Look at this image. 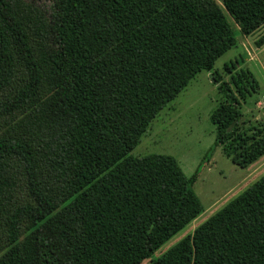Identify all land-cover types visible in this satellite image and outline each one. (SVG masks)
<instances>
[{
  "label": "trees",
  "instance_id": "trees-1",
  "mask_svg": "<svg viewBox=\"0 0 264 264\" xmlns=\"http://www.w3.org/2000/svg\"><path fill=\"white\" fill-rule=\"evenodd\" d=\"M47 1L0 0V264H264V175L154 258L203 207L173 157L129 155L235 46L228 18L264 24V0ZM224 71L213 148L245 169L264 155V132L239 124L258 83Z\"/></svg>",
  "mask_w": 264,
  "mask_h": 264
},
{
  "label": "rangeland",
  "instance_id": "rangeland-1",
  "mask_svg": "<svg viewBox=\"0 0 264 264\" xmlns=\"http://www.w3.org/2000/svg\"><path fill=\"white\" fill-rule=\"evenodd\" d=\"M222 8L219 0H213ZM27 13H42L47 10V0H20ZM233 29L236 44L222 55L207 72H201L190 80L185 89L150 122L137 146L129 153L132 157L160 154L173 157L189 180L192 190L200 200L203 211L185 228L158 249L153 257H159L208 217L223 208L246 188L264 175V155L242 169L225 157L221 148L215 147L214 126L210 116L224 101L218 93V86L228 81L225 65H235L237 69H247L258 83L256 91L240 100V127H254L264 132V44L256 41L264 34V24L250 35L240 33L237 25L228 18ZM37 44V37L30 36ZM215 79H218L216 81ZM21 83L14 79L12 85ZM48 89H39L42 97ZM6 117L0 120V125ZM149 260L141 264H148Z\"/></svg>",
  "mask_w": 264,
  "mask_h": 264
}]
</instances>
